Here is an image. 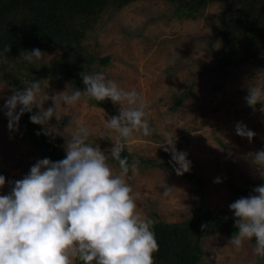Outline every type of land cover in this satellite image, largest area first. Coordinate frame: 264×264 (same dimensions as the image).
<instances>
[{
    "label": "rangeland",
    "instance_id": "374dc122",
    "mask_svg": "<svg viewBox=\"0 0 264 264\" xmlns=\"http://www.w3.org/2000/svg\"><path fill=\"white\" fill-rule=\"evenodd\" d=\"M223 7V2L211 3L206 18L215 22ZM172 10L166 0H137L105 15L104 23L89 35V42L99 56H111V62L106 67L93 66L89 74L105 73L120 87L135 88L149 102L147 119L156 133L150 137L136 136L131 141V152L160 163L154 168L138 166V174L129 181L137 194L138 210L150 219L151 213L156 212L164 221L180 222L197 215V208L203 204L215 211L228 210L229 217L230 213L234 215L229 205L238 198L228 181L240 186L262 179L248 154L264 150V111L259 104L255 108L248 106L245 97L250 84L264 88V68L250 60L230 67L228 73L211 69L217 65L222 50L211 24L205 17H173ZM67 51L68 48L60 45L44 46L42 52L46 55L42 61L50 62ZM20 72L21 77L27 78L29 69ZM68 86L74 89L68 82H54L44 90L53 95ZM187 88L192 90L190 97L177 109L171 108L173 93ZM11 90L8 81L0 80V174L9 182L22 179L38 159L44 158L22 119L18 132L8 129L3 104ZM51 104L50 100L45 102V108ZM114 107L119 114V106ZM72 115L93 131L88 142L111 156L112 141L99 137L105 119L112 114L87 98H82L74 112L69 109V115L63 118L65 123H58L55 117L51 120L60 132L52 137L56 147L64 150V136L70 138L73 127L68 125ZM166 120L170 123H165ZM239 122L257 134L251 142L236 134ZM162 131L176 135L177 149L188 153L190 171L201 182L177 175L172 163L164 167L171 155L159 147L164 141ZM215 136L228 148L223 149ZM65 156L64 150L62 159ZM108 163L119 173V165L110 158ZM216 178L221 182L215 183ZM11 186L6 182L0 194L7 195ZM168 188L170 191L165 195ZM221 225L203 239L199 264H264V258L252 251L254 242H246L237 251L229 244L232 236L225 230L226 224Z\"/></svg>",
    "mask_w": 264,
    "mask_h": 264
},
{
    "label": "clouds",
    "instance_id": "9594fccd",
    "mask_svg": "<svg viewBox=\"0 0 264 264\" xmlns=\"http://www.w3.org/2000/svg\"><path fill=\"white\" fill-rule=\"evenodd\" d=\"M7 51L10 47L5 46L0 57H6ZM45 55L35 48L22 51L20 58L37 64ZM81 76L83 90H70L68 86L53 95L42 88L40 80H22L25 87H13L3 104L8 129L18 132L21 117L31 113L30 121L43 126L37 135L53 137L60 134L50 123L53 117L61 122L69 109L75 111L82 98L111 100L119 106V114L105 119L99 138L112 141L110 155L118 163L119 173L110 167L107 151L88 142L93 131L72 115L70 138L63 135L64 159H38L22 179L10 182L0 174V189L6 182L12 185L7 195L0 194V264H155L159 245L154 221L138 210L137 194L129 183L138 174L139 162L130 164L121 155L126 148L131 153V141L136 136L156 133L147 119L149 102L135 88L126 90L105 73L85 71ZM49 100L52 104L45 108ZM245 100L248 106L259 104L264 111V88L250 84ZM235 131L249 142L257 135L243 122L236 124ZM160 134L164 141L159 147L170 153L177 175L190 171L188 153L177 149L176 135L168 131ZM248 155L264 178V150ZM214 182L221 180L216 178ZM229 208L238 229L229 244L239 251L254 239V255L264 258V184Z\"/></svg>",
    "mask_w": 264,
    "mask_h": 264
},
{
    "label": "trees",
    "instance_id": "16d2710c",
    "mask_svg": "<svg viewBox=\"0 0 264 264\" xmlns=\"http://www.w3.org/2000/svg\"><path fill=\"white\" fill-rule=\"evenodd\" d=\"M134 1L137 0H0V51H4L5 46L10 47L6 57H0V80L8 81L16 89L25 87L22 80H40L44 89L54 82H68L74 89L83 90L85 85L81 73H89L96 65L106 67L111 62V56L102 57L94 51L89 35L104 23L105 15ZM166 1L172 6V16L179 19L206 18L205 12L211 3L223 2L224 7L215 22L211 23L206 18L214 38L219 39L222 46L217 65L211 69L217 71L219 68L228 73L230 67L247 64L250 60L264 68V0ZM52 44L68 48V51L55 56L50 62L40 61L37 64H29L19 58L22 51L42 50ZM26 68L29 69L27 78L21 77L20 71ZM191 91L187 88L181 93H173L171 108L177 109L190 97ZM89 101L108 110L112 116L118 115L111 100ZM30 116L31 113H25L21 119L43 157L52 161L61 160L64 150L56 147L52 137L37 135V132H42L43 126L32 123ZM62 122L65 123L64 120ZM215 138L223 149L228 148L220 138ZM121 155L127 157L130 164L138 161L139 167L154 168L160 163L156 159L139 158L129 153L127 148ZM109 158L118 165L111 156ZM169 165L170 162L164 163V167ZM183 175L201 182L191 171ZM227 184L239 199L253 194L256 186L264 184V178L240 186L232 181ZM199 189L201 193L202 189ZM201 205L197 208V215L180 222H167L160 219L156 212L151 213L159 245V251L154 253L155 264H199L203 239L210 236L216 230L214 228L224 223L231 236L238 231L235 216L230 213L227 217L228 210L215 211ZM252 242L255 243L254 239Z\"/></svg>",
    "mask_w": 264,
    "mask_h": 264
}]
</instances>
